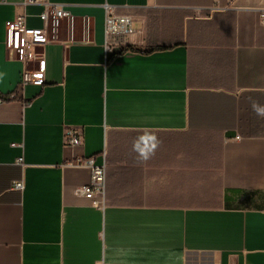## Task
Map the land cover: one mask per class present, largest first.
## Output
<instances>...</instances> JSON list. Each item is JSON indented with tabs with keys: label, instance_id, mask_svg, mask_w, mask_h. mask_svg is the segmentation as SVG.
Returning a JSON list of instances; mask_svg holds the SVG:
<instances>
[{
	"label": "crops",
	"instance_id": "1",
	"mask_svg": "<svg viewBox=\"0 0 264 264\" xmlns=\"http://www.w3.org/2000/svg\"><path fill=\"white\" fill-rule=\"evenodd\" d=\"M50 1L73 17L19 92L7 25L44 6L0 0V264H264V0ZM108 6L132 19L119 43ZM82 157L104 206L74 192Z\"/></svg>",
	"mask_w": 264,
	"mask_h": 264
},
{
	"label": "built area",
	"instance_id": "2",
	"mask_svg": "<svg viewBox=\"0 0 264 264\" xmlns=\"http://www.w3.org/2000/svg\"><path fill=\"white\" fill-rule=\"evenodd\" d=\"M29 2L40 3L44 6L40 13L43 26L41 28L29 27L26 14L17 15L7 25V46L14 53V56L23 63V76L19 83V92H22L28 83L41 85L45 82L43 70L45 55L42 48L47 43L56 41L50 37V31L55 30L63 19H72L73 17L65 4L54 3L50 0H25V4ZM260 19L264 25V11L261 13ZM105 25L107 35L115 39L114 42L117 43L121 42L122 34L133 28L130 16L118 15L109 6L106 10ZM109 29L112 30L111 34L108 33ZM17 95L14 93L0 96V103ZM80 142L81 135L78 130L74 127L68 128L65 132V147L74 150ZM67 163L90 171L89 183L76 187L75 194L89 198L94 206H104L106 164H98L94 157L76 158ZM13 186L17 189H23L25 183L20 180L14 182Z\"/></svg>",
	"mask_w": 264,
	"mask_h": 264
},
{
	"label": "clouds",
	"instance_id": "3",
	"mask_svg": "<svg viewBox=\"0 0 264 264\" xmlns=\"http://www.w3.org/2000/svg\"><path fill=\"white\" fill-rule=\"evenodd\" d=\"M255 111L257 112L258 115H262L264 116V108H260L258 107L257 105H253ZM159 144V141L156 139L155 136H152V144H151V151L154 152L156 147L158 146ZM134 148L136 151H138L140 153V155L143 157V158H148V155H149V151L148 150H145L144 148H141L139 146V144H135L134 145Z\"/></svg>",
	"mask_w": 264,
	"mask_h": 264
},
{
	"label": "bare ground",
	"instance_id": "4",
	"mask_svg": "<svg viewBox=\"0 0 264 264\" xmlns=\"http://www.w3.org/2000/svg\"><path fill=\"white\" fill-rule=\"evenodd\" d=\"M111 32H112V30H111V29H109V30H108V33H109V34H111Z\"/></svg>",
	"mask_w": 264,
	"mask_h": 264
}]
</instances>
